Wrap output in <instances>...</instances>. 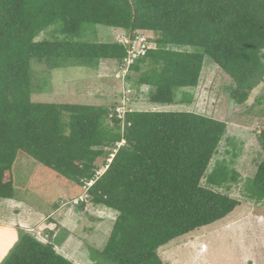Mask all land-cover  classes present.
<instances>
[{"label":"trees","instance_id":"1","mask_svg":"<svg viewBox=\"0 0 264 264\" xmlns=\"http://www.w3.org/2000/svg\"><path fill=\"white\" fill-rule=\"evenodd\" d=\"M58 23L67 39L36 41ZM88 25L132 39L157 35L149 41L155 48L130 67L137 85L151 88L150 102L174 103L176 90L198 87L210 57L231 79L229 100L244 106L264 84V0H0V199H15L13 170L26 154L86 188L89 203L119 213L98 256L112 264H164L160 248L241 205L209 187L228 180L216 176L227 172L224 164L203 184L228 124L197 113L127 111L121 118L115 107L34 102L33 62L124 64L122 43L74 41ZM182 100L192 104L193 95ZM252 108H264V96ZM257 139L264 152V129ZM253 184L264 199V161ZM0 264L74 263L25 232Z\"/></svg>","mask_w":264,"mask_h":264},{"label":"rangeland","instance_id":"2","mask_svg":"<svg viewBox=\"0 0 264 264\" xmlns=\"http://www.w3.org/2000/svg\"><path fill=\"white\" fill-rule=\"evenodd\" d=\"M144 34L149 41L157 38L154 33ZM127 36L125 31L88 25L74 41L110 44L120 43ZM65 39L58 23L36 41ZM90 63L33 62V101L115 107L123 118L127 111L197 113L228 124L203 184L208 185L207 179L224 164L227 172L220 168L216 176L224 175L228 180L221 187H209L239 199L241 205L225 219L160 248L158 253L164 264H264V199L258 196L253 184L264 161L257 139L264 129V108H252L255 99L264 96V84L252 92L246 105L239 106L229 100L224 90L231 79L206 57L198 87L176 90L174 103L154 104L149 99L151 88L137 85L138 73L129 70L126 62ZM186 95H193L192 104L183 102ZM13 172L16 197L0 199V228L16 230L18 238L25 232L32 233L52 243L58 253L74 264H112L98 255H102L119 213L89 203L86 188L71 183L26 154L19 155ZM8 244L0 246L1 256Z\"/></svg>","mask_w":264,"mask_h":264},{"label":"built area","instance_id":"3","mask_svg":"<svg viewBox=\"0 0 264 264\" xmlns=\"http://www.w3.org/2000/svg\"><path fill=\"white\" fill-rule=\"evenodd\" d=\"M122 40L120 41V43L128 47L129 58L126 60V64L128 66L133 64L140 57H144L147 51L150 49L148 39L143 35L137 36L134 40L128 37ZM117 113L119 114V117H122L119 112V109L117 110Z\"/></svg>","mask_w":264,"mask_h":264},{"label":"crops","instance_id":"4","mask_svg":"<svg viewBox=\"0 0 264 264\" xmlns=\"http://www.w3.org/2000/svg\"><path fill=\"white\" fill-rule=\"evenodd\" d=\"M0 238H1L0 239V246L9 243L8 244V247H9L8 250H5V252L2 256L0 254V263H1L2 260L4 259V257L6 255H8V252H10L13 249L15 243L17 242L18 233L16 232V230H13V229H2V228H0Z\"/></svg>","mask_w":264,"mask_h":264},{"label":"clouds","instance_id":"5","mask_svg":"<svg viewBox=\"0 0 264 264\" xmlns=\"http://www.w3.org/2000/svg\"><path fill=\"white\" fill-rule=\"evenodd\" d=\"M127 37L130 38V39H132L131 36H127ZM127 37H126V38H127ZM147 39H148V38H147ZM133 40H134V39H133ZM148 43H149V40H148ZM123 45H124V44H123ZM149 45H150V43H149ZM125 46H126V45H125ZM126 47H127V46H126ZM127 48H128V47H127ZM150 48H151V46H150ZM128 55H129V52H128ZM128 58H129V56H128ZM128 58H127V59H128ZM127 59H126V60H127ZM125 62H126V61H125ZM135 62H136V61H135ZM135 62H134V63H135ZM134 63H133V64H134ZM133 64H131V65H133ZM131 65H130V66H127V67L129 68V70H130ZM121 118H123V117H121Z\"/></svg>","mask_w":264,"mask_h":264}]
</instances>
